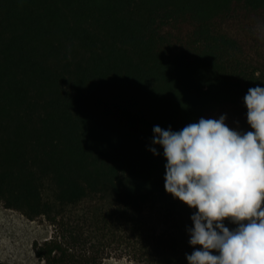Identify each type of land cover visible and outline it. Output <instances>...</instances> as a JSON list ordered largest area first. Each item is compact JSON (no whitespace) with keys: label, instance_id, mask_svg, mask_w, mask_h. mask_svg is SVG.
I'll return each instance as SVG.
<instances>
[{"label":"trees","instance_id":"trees-1","mask_svg":"<svg viewBox=\"0 0 264 264\" xmlns=\"http://www.w3.org/2000/svg\"><path fill=\"white\" fill-rule=\"evenodd\" d=\"M257 86L264 0H0V202L56 226L34 242L47 264H102L134 235L140 262L188 264L197 210L165 191L153 128L253 131Z\"/></svg>","mask_w":264,"mask_h":264},{"label":"clouds","instance_id":"clouds-1","mask_svg":"<svg viewBox=\"0 0 264 264\" xmlns=\"http://www.w3.org/2000/svg\"><path fill=\"white\" fill-rule=\"evenodd\" d=\"M244 103L253 131L229 128L225 116L175 132L153 128L167 160L165 191L197 210L188 264H264V88H249Z\"/></svg>","mask_w":264,"mask_h":264},{"label":"rangeland","instance_id":"rangeland-1","mask_svg":"<svg viewBox=\"0 0 264 264\" xmlns=\"http://www.w3.org/2000/svg\"><path fill=\"white\" fill-rule=\"evenodd\" d=\"M149 213L150 218L156 221L158 206H152ZM55 232L56 226L45 218L29 220L21 212L7 209L0 202V264H47L36 256L34 242L43 243ZM139 243L140 239L136 235L124 239L121 237L115 246L107 250L113 257L102 264H145L140 262L146 252Z\"/></svg>","mask_w":264,"mask_h":264}]
</instances>
